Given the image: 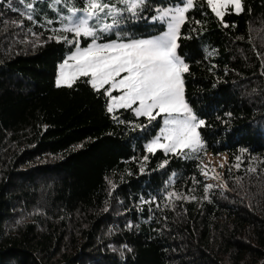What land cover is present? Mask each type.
<instances>
[{"label": "trees", "instance_id": "1", "mask_svg": "<svg viewBox=\"0 0 264 264\" xmlns=\"http://www.w3.org/2000/svg\"><path fill=\"white\" fill-rule=\"evenodd\" d=\"M28 2L0 0V264H264V0L223 22L196 0L180 30L185 99L205 121V151L228 155L207 193L199 154L146 150L161 117L108 113L87 77L56 86L76 46L49 37L72 39L54 31L68 12L31 0L28 20ZM179 2L147 0L122 38L161 33L154 9Z\"/></svg>", "mask_w": 264, "mask_h": 264}, {"label": "snow or ice", "instance_id": "2", "mask_svg": "<svg viewBox=\"0 0 264 264\" xmlns=\"http://www.w3.org/2000/svg\"><path fill=\"white\" fill-rule=\"evenodd\" d=\"M202 2L211 8L221 22L228 5H232L237 13L243 10L242 0ZM195 3L196 0H180L173 5L156 7V14L151 17V21L162 26L163 31L151 38L124 39L122 37H129L130 34L122 31V25L141 19L140 14L145 10L147 0H115L114 3L85 0L82 8H77L74 0H50L54 11L59 12V8L55 6L63 4L69 13L60 15L61 29L54 31L71 33L72 39L68 36L49 39L76 46L72 54L58 66L56 86L70 88L80 77H88L86 82L92 89L95 92L102 91L107 97L108 113L115 109H133L137 117H146L149 123L162 117L165 127L146 145V150L153 155L157 150H162L165 154L189 158L190 154L204 152L205 142L198 129L205 125V121L198 119L185 100L183 74L189 71V65L177 51L180 47L178 40L181 26L187 22V13ZM24 6L28 10L26 18L33 20L34 4L30 0ZM48 23L51 24L52 21L49 20ZM224 27L228 25L224 24ZM112 33L117 39L97 42L102 35ZM81 36L92 38L87 47H79ZM113 91L121 94L114 96ZM162 139L166 142H161ZM144 159L147 160V156ZM236 159L239 161L240 157ZM167 163L165 160L160 167H165ZM235 167H240V164L237 163ZM202 174L208 175L203 170ZM213 187L212 184L205 185V193ZM173 196L181 198L174 192L167 193L169 199ZM204 198L208 199V196L205 195Z\"/></svg>", "mask_w": 264, "mask_h": 264}, {"label": "rangeland", "instance_id": "3", "mask_svg": "<svg viewBox=\"0 0 264 264\" xmlns=\"http://www.w3.org/2000/svg\"><path fill=\"white\" fill-rule=\"evenodd\" d=\"M168 6V5H167ZM232 8L233 10H234V7L232 6V5H228L227 6V8H226V10H225V12L229 9V8ZM242 9H243V4H242ZM235 11V10H234ZM236 12V11H235ZM241 12V11H240ZM69 13H62V15H68ZM156 14V13H155ZM61 15V14H60ZM59 15V16H60ZM59 20H60V17L58 18ZM60 25H61V22H60ZM182 27V26H181ZM181 30V29H180ZM160 34V33H159ZM158 35V34H157ZM156 36V35H155ZM151 37H154V36H151ZM151 37H147V38H151ZM79 40H80V38H79ZM98 43H105V42H99V41H97ZM91 43V42H90ZM89 43V44H90ZM179 43V42H178ZM88 44V45H89ZM87 45V46H88ZM87 46H82L80 43H79V47H81V48H84V47H87ZM75 49V48H74ZM74 51V50H73ZM72 51V52H73ZM177 51H178V49H177ZM72 52L69 54V55H71L72 54ZM178 54H179V52H178ZM68 55V56H69ZM180 55V54H179ZM67 56V57H68ZM181 56V55H180ZM66 57V58H67ZM182 57V56H181ZM65 58V59H66ZM62 63V62H61ZM60 63V64H61ZM70 63H71V61H70ZM59 64V65H60ZM58 72H59V67H58ZM57 78H58V74H57ZM57 78H56V80H57ZM81 78V77H80ZM88 78V77H87ZM107 87V86H106ZM114 96L115 95H120L121 93L120 92H118V91H113V93H112ZM185 96V95H184ZM186 100V99H185ZM190 106V105H189ZM136 107V105H134L133 106V108H135ZM116 110H118V109H115L112 113H114ZM134 112V111H133ZM135 113V112H134ZM196 115V114H195ZM199 119V118H198ZM161 121H162V124H161V128H160V130L162 129V128H164L165 127V125L163 124V118L161 117ZM160 130L157 132V134L152 138V139H154L156 136H158L159 134H160ZM198 131H199V133H200V128L198 129ZM200 136H201V134H200ZM151 139V140H152ZM150 140V141H151ZM149 141V142H150ZM148 142V143H149ZM161 142H166V141H164L163 139H162V141ZM147 143V144H148ZM190 155H198V154H190ZM199 155L201 156V163H202V165H203V171L204 172H207L208 173V175L206 176L207 177V179L209 180V182L212 184V185H219V183L221 182V179H222V172L224 171V168L226 167V165H227V163H228V155H227V153H220V154H213V153H210V152H207V151H205L204 150V152H202V153H199ZM221 165H223V167H221ZM214 170V171H213ZM213 177H218V178H213Z\"/></svg>", "mask_w": 264, "mask_h": 264}]
</instances>
